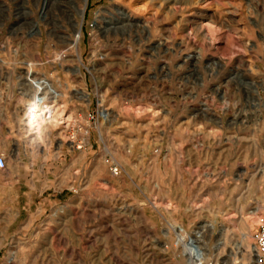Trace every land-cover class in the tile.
<instances>
[{
    "label": "rangeland",
    "instance_id": "1",
    "mask_svg": "<svg viewBox=\"0 0 264 264\" xmlns=\"http://www.w3.org/2000/svg\"><path fill=\"white\" fill-rule=\"evenodd\" d=\"M0 157V264H258L264 0H0Z\"/></svg>",
    "mask_w": 264,
    "mask_h": 264
},
{
    "label": "built area",
    "instance_id": "2",
    "mask_svg": "<svg viewBox=\"0 0 264 264\" xmlns=\"http://www.w3.org/2000/svg\"><path fill=\"white\" fill-rule=\"evenodd\" d=\"M5 167V161L0 157V170ZM255 249L257 252L258 264L264 263V222L261 221L257 232L254 235Z\"/></svg>",
    "mask_w": 264,
    "mask_h": 264
},
{
    "label": "bare ground",
    "instance_id": "3",
    "mask_svg": "<svg viewBox=\"0 0 264 264\" xmlns=\"http://www.w3.org/2000/svg\"><path fill=\"white\" fill-rule=\"evenodd\" d=\"M87 2V0H84V3H86ZM83 12H84V9H82L81 11H80V17H82L83 16ZM79 37H80V29H79V24H77V30H76V33H75V40H74V42H73V45H77V42H78V40H79ZM44 87L45 88H50V85H48V84H44ZM44 96V95H43ZM41 97V98H35L34 96H31L32 97V99H33V101H38V103H41V102H43V101H46V100H48V98H46V97ZM49 97V96H48ZM36 99V100H35ZM181 240V239H180ZM180 242V241H179ZM177 243H178V241H177ZM184 246H186V250H187V252H189V255L190 256H192L193 254H192V249L190 248V247H188V245H184ZM239 248V247H238ZM185 250V249H184ZM256 250V249H255ZM185 252V251H184ZM254 252V251H253ZM189 256V257H190Z\"/></svg>",
    "mask_w": 264,
    "mask_h": 264
}]
</instances>
